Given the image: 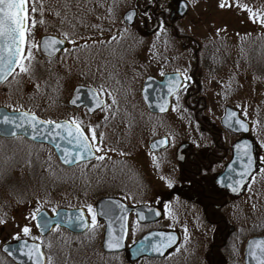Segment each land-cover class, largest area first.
<instances>
[{
	"label": "flooded vegetation",
	"instance_id": "obj_1",
	"mask_svg": "<svg viewBox=\"0 0 264 264\" xmlns=\"http://www.w3.org/2000/svg\"><path fill=\"white\" fill-rule=\"evenodd\" d=\"M139 1L134 5L137 12L136 20H142V25L139 26L146 36L143 34L145 38H142L143 35L139 38V35V39L134 42L144 46L143 56L132 57L127 62L120 61V58L114 56L118 52L115 49L120 43L130 42L119 39L123 37L119 33V26L113 27L110 35L112 38L109 40L105 38L100 41L102 37L99 40L88 41L87 43L91 45L81 44V58L84 64L89 65L91 56L97 54L103 60L102 66L97 69L100 72L97 76L100 79L99 85L95 84L91 76H84V82L80 84L94 89L101 99L104 98L102 92L113 91L112 86L116 94L133 97L131 102L126 101L124 102L126 105L118 107L117 112H123L124 115L126 112L125 118L119 117L116 112L114 117L112 114L110 116L115 125L108 130L114 151L107 143L97 142L92 144L93 148L101 147L102 151L96 152L93 160L66 169L70 172L80 169L86 171L87 168L95 167L90 171L97 172L104 165L97 157L105 155L109 161L106 165L116 166L125 180L119 183L115 179L113 195H104L105 185L101 180L94 184H84L86 175L79 176L83 184L68 185V190L64 194L65 199L78 203L63 208L82 209L89 221L90 231L73 234L54 227L43 238L44 244L48 238L61 235L66 246L72 247L58 248L57 241L51 247L53 242H48L44 251L46 264H119L121 256L125 258L123 253L122 255L105 253L102 250L103 224L96 220L95 226L92 225V213L89 212V208L96 215V205L104 198H117L130 208L146 206L159 209V218H156V212H152L145 223L139 222L135 212H130L129 230L131 228L132 233L139 236L138 238L152 231L175 230L181 237L184 231L188 239L192 240L201 236L196 230L200 228L213 230L219 224H223L219 235L222 238L221 244L204 242L202 248H183L181 252L173 250L163 258L139 259L146 261L143 264H243V250L240 254L235 242L231 247L222 248L230 246V239L227 236L234 228L227 227L226 221L229 219L226 216H218L217 210L221 211L227 203L236 199L228 192L217 188L216 178L231 163L233 149L237 143L248 140L254 154L258 152L256 149L263 146L262 102L253 107V104L250 106L247 101L248 89L256 96L262 87V83L258 82L254 75L255 64H260L262 58L248 56L247 46L244 48L239 43H235V46L226 40H215L211 34L201 40L186 35L180 23L187 13L182 17L177 14L180 0H152L155 4L152 17L151 1L146 3L144 0ZM195 1L204 3V0ZM205 2L209 5V10L212 3L210 0ZM150 21L152 25L148 27ZM134 26L136 27V24ZM132 27L129 30H132ZM133 35L136 36L135 33ZM96 42L98 43L94 48ZM84 45L87 47H83ZM104 48L108 49L107 52ZM175 74L179 75L180 84L168 100L165 99L167 92L172 88L173 80L166 88L159 86L148 88L149 85L145 84L148 79L161 82L165 76ZM144 87L146 95L150 96L149 101L158 102L157 108L162 109L168 101L166 113L156 114L148 110L142 97ZM103 101L108 107L109 102L105 98ZM114 104L117 105L118 102ZM213 108L218 111L216 117L208 118L204 115L211 110L215 111ZM226 108L236 111L241 120L249 123V134L232 132L221 125ZM102 109L93 114L103 111ZM251 109L255 111L254 123L251 119L248 121V116L246 117ZM79 111L90 117L83 109ZM171 111H176V115L168 123ZM93 124L94 121L91 127ZM109 150L112 152L107 153ZM108 155L109 157H106ZM163 188L169 194H164ZM245 191L246 189L242 193V199L248 198L242 202L245 208L240 209V215L233 217L242 222L245 228H253V224L261 223V218L245 212L253 205L250 198L252 194L244 195ZM167 214L173 218L171 227L162 228L160 223ZM201 223L205 225H200ZM2 232L0 229V233ZM203 234L205 240L211 238V231L207 233L204 230ZM3 242L5 241L2 240ZM214 250H217L216 255ZM0 264H8L7 259L1 255Z\"/></svg>",
	"mask_w": 264,
	"mask_h": 264
},
{
	"label": "rangeland",
	"instance_id": "obj_2",
	"mask_svg": "<svg viewBox=\"0 0 264 264\" xmlns=\"http://www.w3.org/2000/svg\"><path fill=\"white\" fill-rule=\"evenodd\" d=\"M50 1V0H49ZM62 2L66 1V5L68 10H60L58 6L61 4L58 0H51L52 4L49 7V12L47 16L51 21H53V31L59 32L61 34H67L68 37H71L72 40H75L76 43H72L70 47L67 49L66 52H70L66 59L58 60L53 63L51 69L58 75H61L58 71L61 72V68L65 67L66 65L69 67L73 66V62H77L75 70L80 68L78 77H74L77 74H71L73 77L67 76L70 78L71 81L67 83L65 95L67 99L70 97L72 89L80 84L79 76H91L90 78H94L93 81L95 84L99 85L100 79L97 77L100 72L97 70L102 66V58L100 55L97 54L91 56V61L88 64H84L82 62V58L80 57H73V49H75L79 44L87 43L88 41L91 42L92 40H100L103 41L105 38L111 39V31L114 28L123 27L122 24V15L125 11L130 8H133L136 3L138 4L139 0H102V3L99 1L93 2L92 0H61ZM171 1V0H170ZM187 2L188 12L187 15L182 19L181 26L182 31L189 37L197 38L199 40L206 38L209 34L214 37L215 40H226L231 43V45H235V43H239V45L246 44V38L249 36V32H252L251 35L254 34V29L256 26L246 24V13L244 8L239 7H225L221 8L220 4L223 0H210L212 3L211 8L208 10L209 5L206 4L205 0L203 2H196L195 0H183ZM51 2H49L51 4ZM116 2V7L112 10V3ZM144 2H149V0H144ZM230 0H228V3ZM208 6V7H207ZM44 10V9H43ZM206 13V14H204ZM108 20V21H107ZM113 21V25L110 29H108L109 23ZM105 24L106 26H104ZM151 27L152 21L148 23ZM142 20H136V27H132V30L137 29V31L132 30H125L126 28H121L123 31V37L119 39L128 40L130 42L120 43L119 47L115 50L118 52L114 54L117 58H120V61L127 62L132 57L136 56H143L144 55V46H142L139 42H134L142 37L145 33L141 30ZM252 28V29H250ZM140 29V30H139ZM76 31L80 34H76ZM81 31V32H80ZM127 31L129 35H127ZM51 35H54L49 31ZM86 32V33H84ZM248 32V33H247ZM82 33V34H81ZM136 34L134 36L133 34ZM248 34V35H247ZM127 35V36H126ZM140 35V36H139ZM145 35V34H144ZM143 35L142 38H145ZM129 36V37H128ZM139 36V38H138ZM86 37V38H85ZM150 39V37H148ZM253 39H251V42ZM97 43L94 44L97 46ZM87 45H91V43H87ZM106 48V47H105ZM104 51L107 52L108 49ZM112 56V54H109ZM105 56H107L105 54ZM104 59H107L104 57ZM81 66V67H79ZM84 66V67H82ZM55 70H54V69ZM17 75L19 78L25 76L23 73L19 74V70H17ZM21 76V77H20ZM20 83H14L13 90L11 94H8L5 89V84L0 86V102L6 103L10 105L7 107L9 110H20L23 108H28L32 106H36L35 103L36 99H30V97H38L37 92L35 91H42L45 90L46 85L43 82L39 81L36 86L33 84L27 83L26 79L17 80ZM41 82V83H40ZM63 82V80H62ZM25 89H29L25 91H21L22 85ZM4 87V88H3ZM113 91H109L111 96L108 95L107 91L103 93V96L106 101L109 102V106H104L102 109L103 111L97 112L91 115L89 118L91 119V123L94 121L96 126H100L102 132H105L104 135L106 136L107 144L109 145L112 143L110 134L106 131L109 128L113 127V120L110 119L111 114L115 115V112L119 115V117L125 118L123 112H117L118 107L125 104L124 102L129 101L131 102L132 96L126 95H118L114 90V86H112ZM31 89H34L33 93ZM263 91V93H262ZM35 92V93H34ZM247 101L253 107L255 105H259L262 102L263 108V123H264V84L259 89L256 96L252 94L251 89L247 91ZM102 98V97H101ZM103 98V99H104ZM113 99L115 102L117 101L118 104L115 105L113 103ZM126 105V104H125ZM4 106V105H0ZM5 107V106H4ZM66 104L64 106H57L54 105L49 109V112H46L47 116L50 117H58L57 119H66L67 116L70 115L69 111H73L71 109L66 108ZM213 110H215L213 108ZM53 111V112H51ZM79 111V110H78ZM122 111V110H121ZM248 116L251 119H255V111L247 112ZM176 115V111H171L168 115L169 122L170 119H174ZM206 115L208 118H214L215 115H218V111H209ZM257 115V114H256ZM98 122V125H97ZM186 125V123H184ZM115 126V125H114ZM119 129H122L119 127ZM13 147H9L8 149L5 148V145L0 142V229L3 230L0 233V246L2 245V240L5 242H13L14 240L26 237V238H33L36 235L35 228L33 226V215L41 208V206L48 203L51 207H59V206H67L73 205L78 202L68 201L65 199V191L68 189V185L70 184H83L80 182L79 176L84 177L86 175V179L84 180V184H94L95 182L101 180L102 184L105 185L104 195L105 194H115L114 189V178L119 183L124 182V175L119 171L116 166L108 167L106 164H109L108 159L104 158L102 161L104 165H102L101 170H97V172H92L90 170H94L95 167L87 168L88 170H77V171H65L60 168L53 157V152L46 147H34L23 143L22 141H17L15 144L13 143ZM259 150V149H258ZM112 152L111 150L107 151ZM105 156V155H104ZM106 157H109L106 156ZM264 155L261 163L259 164L260 170L259 173L251 180L249 184L250 192L254 188V192L258 190V194L252 198L253 205L250 206L245 212L251 216L259 215L264 213L262 207V196L264 198ZM110 165V166H111ZM104 166V167H103ZM60 168V169H59ZM99 168V167H98ZM7 169L12 170L14 176L19 180V186L21 192V197H18V194L12 192L7 187V184H3V176L6 175ZM32 171L34 173H32ZM126 171V170H125ZM11 172V173H12ZM117 172V173H116ZM120 174V175H118ZM2 175V176H1ZM77 175V176H76ZM100 175V176H99ZM148 178V176H145ZM75 178V180H74ZM79 179V181H77ZM96 179V180H95ZM93 180V181H91ZM164 187V186H163ZM164 194L167 193L165 188L162 189ZM249 194L251 195V193ZM169 194V193H167ZM255 194V193H254ZM18 197V198H17ZM248 199V198H246ZM242 199L238 202L233 203V206L240 208L241 210L245 208V204L242 203L244 200ZM264 201V199H263ZM242 204V205H241ZM54 209V208H51ZM229 209V208H228ZM225 209L224 211H226ZM88 215V214H87ZM228 216V214H227ZM88 217H91L88 215ZM172 216L167 214L163 216V219L160 223L162 228H169L172 224ZM262 219V217H261ZM261 222V221H260ZM208 224V223H207ZM206 224V226H207ZM210 225V224H209ZM260 227L258 225L253 226V228ZM27 228L28 234L25 235L24 229ZM214 235H220L218 227ZM214 228L213 230H215ZM205 230V229H204ZM101 232L102 229H99ZM99 231H97L99 233ZM96 232V231H95ZM214 231H211V234ZM61 235H56L48 238L46 240V244L48 242H56L58 244V248L63 247H72L66 246L64 240L62 241ZM99 240V239H98ZM222 238L219 236V241L221 242ZM98 242H96L97 244ZM217 244V243H216ZM49 246V244H48ZM208 247V246H207ZM217 250H214V254ZM216 255V254H215ZM119 264H127L126 262H122L119 260Z\"/></svg>",
	"mask_w": 264,
	"mask_h": 264
},
{
	"label": "water",
	"instance_id": "obj_3",
	"mask_svg": "<svg viewBox=\"0 0 264 264\" xmlns=\"http://www.w3.org/2000/svg\"><path fill=\"white\" fill-rule=\"evenodd\" d=\"M187 10L186 4L181 1L179 4V9L177 14L182 17ZM131 17V18H129ZM136 17V11L134 9L128 10L123 14L122 22L131 26L134 23ZM49 39L59 40L53 36H43L39 41L41 42ZM62 41V40H60ZM65 47V42L63 44L56 45L59 51H54L51 56L47 52L43 51V48H39L41 56L46 58H53L57 56ZM15 72V71H14ZM12 73V75L14 74ZM10 75L8 79L12 76ZM7 79V80H8ZM6 80V81H7ZM173 80L172 88L167 92L165 100L178 89L180 84L179 75H167L161 82L155 81L153 79H148L146 85L148 88H153L156 86L166 88L168 83ZM6 81L0 82V85L4 84ZM146 87L142 92L143 100L146 107L151 113L164 114L168 110V101L166 106L162 109L157 108L158 102L149 101L150 96L146 95ZM100 101V104H97ZM68 106L71 108H84L89 115H92L95 111L103 107L104 103L98 98L97 93L90 88L83 86H77L73 89L72 95L68 100ZM35 117L38 121H43V124H36L32 119ZM12 119L18 127H13L12 124H2L0 123V139L11 140L14 138H23L24 140L40 145H47L52 148L54 154L56 155L59 163L66 168H71L80 163L88 162L95 157V154L91 153L92 158L88 159L87 154L84 159L78 161V153H83V150L76 148L75 126L72 125L71 130L74 133L73 136L68 135V131L63 129L55 128V125H71L68 121H58L53 122L52 125L47 124L38 118L35 114L29 113L24 110L19 111H9L4 107H0V120ZM221 125L230 129L232 132H242L243 134L249 133V126L243 122L239 117L238 113L230 108H226L224 115L221 119ZM81 129V128H80ZM247 129V130H246ZM15 132V135H11ZM85 135V134H84ZM33 137H36L33 139ZM90 144V143H89ZM65 153L69 159H72L71 164L64 163ZM249 162H251V168H249ZM249 172L250 175L241 176V173ZM255 172V158L253 154V148L248 140H243L237 143L233 149V159L231 163L227 166L223 174H221L216 179V186L220 190H226L233 196H238L246 183L248 182L250 176ZM243 182V187L237 193L233 191V187L237 186L239 183ZM151 210L149 208L140 207L134 209H128L122 202L116 199H103L98 202L96 207V216L104 223V236L102 248L107 253L121 252L125 250V243L128 234V216L131 211H135L138 220L140 222H146L145 217L147 212ZM158 218V217H157ZM35 226L41 237L46 236L53 226L59 228H65L68 231L81 234L85 232L88 228V222L85 217L83 210H58L53 216H50L45 210H40L36 213L34 217ZM119 241L118 246L113 245L109 247L110 241ZM256 241H264L263 237L251 238L246 242L243 261L244 264H259V262L252 258L250 254V244ZM179 243V235L176 232L170 231H160L153 232L144 235L139 239L133 246L125 251L128 261L132 262L137 260L141 256L148 257H163ZM1 252L6 255L15 264H45L44 254L40 248L39 244L34 242H27L24 240L18 241L14 244H5L1 247ZM256 255L264 259V253L256 250Z\"/></svg>",
	"mask_w": 264,
	"mask_h": 264
},
{
	"label": "trees",
	"instance_id": "obj_4",
	"mask_svg": "<svg viewBox=\"0 0 264 264\" xmlns=\"http://www.w3.org/2000/svg\"><path fill=\"white\" fill-rule=\"evenodd\" d=\"M61 2V4L58 6L56 4H52L51 0H41L42 4H43V14L41 15L40 12L38 11L34 17L35 21H36V26L34 28H31L30 31L32 32V39H31V43L32 44H36L37 39L39 38V36L43 35V34H50L49 31H51V33L56 34L57 36L65 39V33L61 34L59 32L53 31L52 25H53V21H51L49 19V17L47 16L49 12V7L51 5H56L58 6V8L60 10H68V7L65 6L66 5V1L62 2L61 0H58ZM93 2H101L102 0H92ZM151 1V2H150ZM51 2V4L49 3ZM150 2V7H151V11H150V17H152V13L155 12L154 8H155V4L152 0H149ZM229 4L232 5V7H238L236 6L237 4L240 5L239 8H247V9H251L252 13H255V17L250 18V12L249 11H245L246 15V24L250 25H254L256 26L254 29H252L254 31V34H252V32H249V35L251 37H247L246 41H251V39H253V41H256L255 44L253 45H248L249 47L247 48V55L250 57H257V58H262V61L260 62V64L256 63L254 68V75L257 77L258 82L264 84V0H230ZM39 5H37V8L39 9ZM112 10L115 9L116 7V2H114V4L112 3ZM29 11H31V8L29 7ZM43 20L44 23L40 24L39 21ZM255 20V22H254ZM108 21V20H107ZM112 25H113V21H111ZM111 23H109L108 29L111 28ZM104 26H106L105 24H103ZM122 27H120L121 29ZM81 32V31H80ZM86 33V32H84ZM248 33V32H247ZM76 34H80L79 32L76 31ZM82 34V33H81ZM121 35H123V31L121 30L120 32ZM248 35V34H247ZM70 39H72L71 37H69ZM258 42V44H257ZM81 49H82V45L79 44L75 49H73V57H80L81 55ZM32 54H33V59L31 61V70L27 73L24 74L25 76H20L21 78H19V76L16 74H14V76L5 84V89L6 92H8V94H11L12 90H13V85L14 83H20V81H17L19 79H21L23 81V79H26L27 83L29 84H33L34 86L37 85V83L39 81L43 82L44 85H46L47 88H45V90L42 91H35L38 94V97H30V99H36L35 103L36 106H32V107H28V108H23L26 109L30 112H33L35 114H37L39 117L43 118V119H47V120H55L58 117H50L46 115V112H49V109L51 107H53L54 105L57 106H64L66 104V100H67V96L65 95L66 92V87H67V83L70 80V78H68L67 76L73 77L71 74H77L80 70V68H77L75 70V67H77L76 65V61L73 62V66H65L63 68H61V72L57 70L58 73H60L61 75L56 74L50 66L53 65L54 62L58 61V60H63L66 59L69 52H65L62 55H60L59 57H57L56 59L52 60V61H47L45 59H42L37 52L36 47H33L32 49ZM81 59V57H80ZM83 62V61H82ZM254 65V63L252 64ZM81 67V66H79ZM84 67V66H82ZM253 69V67H251ZM54 69V68H53ZM55 70V69H54ZM20 74V73H19ZM78 77V74L75 75L74 77ZM79 80L80 83L84 82V76H79ZM63 80V82H62ZM40 82V83H41ZM16 83V84H17ZM22 85V83H21ZM3 87V88H4ZM29 90L28 88L25 89L24 86L22 85L21 87V91H25ZM34 89H31V92L33 93ZM34 92V93H35ZM1 95V93H0ZM26 95V94H25ZM0 105H4L5 107H10V105H7L6 103H1ZM67 108V107H66ZM53 112V111H51ZM70 115H68V119H71L72 121H76L79 123V125L86 131V133L88 134V136L91 139V133L94 130L95 134H96V138H97V142H101L102 144H106L107 140H106V136L104 135L105 132H101L100 131V126H96L95 124L92 125L91 127V119H89L85 113L83 111H69ZM98 125V124H97ZM263 130H264V125H263ZM108 133L110 134V132L108 131ZM264 136V133H263ZM104 138L105 140H101L98 141L99 139ZM17 141H22L25 144V141L23 140H12V141H1L4 145L5 148H9V147H13V143L15 144ZM30 145V144H29ZM32 146V145H30ZM109 146L111 147V150L114 151V148L112 147L111 144H109ZM259 155L260 158L263 159V155H264V151H259ZM264 163V162H263ZM60 169V168H59ZM12 170L7 169L6 175L3 176V184H7V187L9 188L10 191L15 192L16 194H18V197H21V192L19 193L20 190V186H19V180L14 176ZM32 173H34L32 171ZM17 197V198H18ZM263 196H262V207L264 210V201H263ZM238 202V201H237ZM41 208L44 209H51L54 207H51L48 203H45V205L41 206ZM231 208V212H228L227 214L230 215L233 213V211L237 212V215L240 214V211L238 213V210L235 208V206H233V203L230 206ZM238 208V207H237ZM240 209V208H238ZM235 213H233L231 216H233ZM217 215L218 216H223L224 213L222 211L219 212V210H217ZM230 216V217H231ZM260 216H262L263 218L261 219V223L259 224V228H245L244 224L240 221L235 220V218H232V220H229L226 222V225L232 226L234 228V232L228 234V238L230 239V237L234 240H236V245L237 247L241 250L242 246L244 244V242L246 241V239L249 236H253V235H262L264 234V213H261ZM253 226V225H252ZM223 227V224H219L218 225V229L219 232L221 231ZM217 228L214 230V234L216 232ZM213 231V230H211ZM217 233V232H216ZM212 238L210 239L211 243H217V244H221V242L219 241V235H213L211 236ZM191 247H198V246H194L191 245L190 242H188V238H185L184 241H182V244L179 246V249H183V248H191ZM228 246H224L222 248H226ZM217 252V251H216ZM122 262H126L125 259L122 257L121 258ZM144 262H146L145 260H142ZM143 263V262H142ZM8 264H11L10 262H8Z\"/></svg>",
	"mask_w": 264,
	"mask_h": 264
},
{
	"label": "snow or ice",
	"instance_id": "obj_5",
	"mask_svg": "<svg viewBox=\"0 0 264 264\" xmlns=\"http://www.w3.org/2000/svg\"><path fill=\"white\" fill-rule=\"evenodd\" d=\"M39 5V9L37 8ZM232 5L228 3V0H223L220 4V7L223 9L225 7H231ZM240 6V5H236ZM29 7L31 11H29ZM243 10L250 12V18L255 17V13L251 12V9L244 8ZM43 14V4L41 0H0V82L6 81L10 75L18 68L19 73L27 74L31 70V61L33 59L32 49L33 47L43 48V51L47 52L49 56L53 54L54 51H59L56 48V45L63 44V41L49 39L41 42V45H34L30 41L32 39L31 28L36 26V21L34 19L37 12ZM131 18V17H129ZM255 22V20H254ZM264 22V21H262ZM40 24H43L44 21H39ZM115 39V37H113ZM65 40L69 43H76L75 40H72L65 34ZM83 47H87L84 45ZM103 95V92L101 93ZM111 96V93H108ZM113 103L115 100L113 99ZM97 104H100V101H97ZM163 110V109H162ZM32 119L36 122V124H43L45 122L38 121L35 117ZM2 124H12L13 127H18L14 123L12 119H4L0 120ZM47 124L52 125V121H48ZM72 125L75 126V135L71 130ZM57 129H63L68 131L69 136H73L76 140V144L74 145L76 148H80L83 150V153H78V161L80 159H84L87 154V158H92L93 148L89 144V137L85 136L83 131L80 129L79 123L76 121H72L71 125H55ZM247 130V129H246ZM15 132H12L11 135H15ZM36 137H33L35 139ZM103 138L101 137V140ZM91 141L92 144L97 143V138L95 131L93 130L91 133ZM95 152L99 153L102 151L101 147H95ZM100 160H103L104 156L97 157ZM73 161L69 159L67 153H65L64 163L71 164ZM249 168H251V162H249ZM241 176L250 175L249 172H244L240 174ZM171 187V185H169ZM243 187V182L239 183L237 186L233 187V191L239 192ZM89 212L92 213V225L96 224V215L93 213V210L89 208ZM28 229H24L25 235L28 234ZM119 244V241H110L109 247L113 245ZM250 254L253 259L257 260L259 264H264V259H261L260 256L256 255V250L258 249L260 252L264 253V241H256L252 242L249 246Z\"/></svg>",
	"mask_w": 264,
	"mask_h": 264
}]
</instances>
